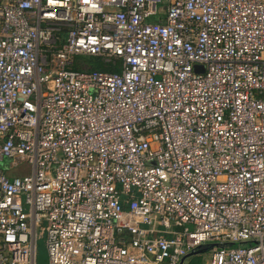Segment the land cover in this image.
Masks as SVG:
<instances>
[{"label":"built area","instance_id":"1","mask_svg":"<svg viewBox=\"0 0 264 264\" xmlns=\"http://www.w3.org/2000/svg\"><path fill=\"white\" fill-rule=\"evenodd\" d=\"M40 240L264 264V0H0V264Z\"/></svg>","mask_w":264,"mask_h":264},{"label":"rangeland","instance_id":"2","mask_svg":"<svg viewBox=\"0 0 264 264\" xmlns=\"http://www.w3.org/2000/svg\"><path fill=\"white\" fill-rule=\"evenodd\" d=\"M92 64H100V62L97 59L92 58V57H79L76 59V66H80V67L86 66L87 67V66L92 65ZM207 246L209 247V250H206L204 253H201L199 255L189 257L187 259L188 262H194V264H208L209 254L212 251L215 244H213V245L209 244ZM38 258H45V259L47 258L44 240H40L38 243Z\"/></svg>","mask_w":264,"mask_h":264},{"label":"trees","instance_id":"3","mask_svg":"<svg viewBox=\"0 0 264 264\" xmlns=\"http://www.w3.org/2000/svg\"><path fill=\"white\" fill-rule=\"evenodd\" d=\"M91 70H108V68L104 67L102 65V63L100 62V64H92L91 65ZM115 70H118V69H115ZM109 71H112V70H109ZM46 263H47V258L46 259L45 258H38V264H46ZM189 264H194V262H189Z\"/></svg>","mask_w":264,"mask_h":264},{"label":"water","instance_id":"4","mask_svg":"<svg viewBox=\"0 0 264 264\" xmlns=\"http://www.w3.org/2000/svg\"><path fill=\"white\" fill-rule=\"evenodd\" d=\"M196 69H198V67ZM233 246L235 247L236 245H233ZM206 250H209V247L208 246L200 247V248L196 249L195 251L191 252L189 255H187L186 258L195 256V255H199L201 253H204Z\"/></svg>","mask_w":264,"mask_h":264}]
</instances>
